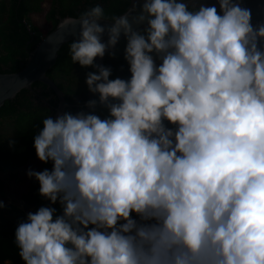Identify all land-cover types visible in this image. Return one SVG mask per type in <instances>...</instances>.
<instances>
[{"label":"clouds","instance_id":"1","mask_svg":"<svg viewBox=\"0 0 264 264\" xmlns=\"http://www.w3.org/2000/svg\"><path fill=\"white\" fill-rule=\"evenodd\" d=\"M217 4L133 0L110 20L96 4L72 22L96 98L33 137L52 167L25 173L49 206L15 228L24 264H264V19ZM121 36L130 76L110 79L96 58Z\"/></svg>","mask_w":264,"mask_h":264},{"label":"trees","instance_id":"2","mask_svg":"<svg viewBox=\"0 0 264 264\" xmlns=\"http://www.w3.org/2000/svg\"><path fill=\"white\" fill-rule=\"evenodd\" d=\"M44 0H0V73H13L20 70L31 51L36 44L50 31L57 23L58 17H80L81 13L96 4L101 5L105 13V19L110 20L113 16L123 13L130 0H48L49 7L45 13V18L49 22V29L43 33L38 26L30 21V14L41 10V4ZM71 42V41H70ZM70 42L63 44L57 54L55 64L47 70L46 74L51 78L57 87L63 92L67 102L75 103L73 97L80 95L82 102L96 98L90 93L85 84V77L89 71H95L91 66L82 67L78 63L73 64L68 47ZM126 41L119 40L118 44L112 50L115 55L109 56L108 52L103 57V65L111 68L110 79L120 77L127 79L130 76L128 65L123 59V49ZM76 72L80 73L83 80L82 87L78 88L73 80ZM32 89L40 88L47 96L52 90L40 82H34ZM30 90H21L17 95L26 94ZM90 93L91 96L88 94ZM16 95V96H17ZM15 96V97H16ZM12 100H6L0 107V125L2 119L11 118L15 122L14 129L16 135L12 140L11 147L2 149L0 155V171L10 172L15 167V161L20 154L24 152L35 153L33 147V137L42 129V119L46 117L49 107L39 106L27 100L20 103L19 107L12 104ZM49 105L54 106L53 100ZM76 106L67 108L66 111L72 112ZM78 107V106H77ZM84 109L88 111L86 105ZM104 109L98 106L96 114L102 118ZM106 113V110H104ZM1 129V128H0ZM2 134L0 133V140ZM9 141V140H7ZM1 149V147H0ZM52 167L51 162L41 163L39 171ZM39 184L31 178L28 184L30 201L27 206L35 210L40 206H49V202L38 194ZM1 192V186H0ZM57 208V214L60 213V205L53 204ZM2 219L0 222V240L1 237H14V231L19 222L26 218L24 212L13 204H7L0 210ZM18 247L14 245L11 239H8L4 245L0 243V264L5 259H10L11 264H24V261L18 255Z\"/></svg>","mask_w":264,"mask_h":264},{"label":"water","instance_id":"3","mask_svg":"<svg viewBox=\"0 0 264 264\" xmlns=\"http://www.w3.org/2000/svg\"><path fill=\"white\" fill-rule=\"evenodd\" d=\"M132 2L133 0L129 1L125 11L131 7ZM184 2L190 5L193 2L205 5L217 4V0H184ZM243 4L252 9L254 23L264 19V0H243ZM217 10L219 11L218 4ZM78 19L79 17L71 16L58 17L56 26L28 52L27 59L20 70L13 73H0V107L6 100H12L21 90H32V83L40 82L49 87L57 98L58 103L53 118L65 111L68 103L63 92L47 76L46 72L55 64L60 47L76 38L79 27L78 24L74 25L72 22ZM65 21H67L66 24ZM100 23L106 24L111 23V21H100ZM103 39L106 40L107 37L104 36ZM121 39H123V36H121ZM96 62L103 65V58H96Z\"/></svg>","mask_w":264,"mask_h":264},{"label":"rangeland","instance_id":"4","mask_svg":"<svg viewBox=\"0 0 264 264\" xmlns=\"http://www.w3.org/2000/svg\"><path fill=\"white\" fill-rule=\"evenodd\" d=\"M48 7V0H44L41 4V10L38 12H32L29 16L30 21L34 25L38 26L43 33H46L50 28L49 22L45 18V13ZM73 82L78 88L82 87L83 80L81 79L79 72H76ZM102 112V116L106 115L104 110ZM14 124L15 122L11 123L8 118L2 121V128L0 129V133L2 134L0 147L3 149H6L7 147L8 138L11 137V140H13L14 135H16L13 126ZM40 162L41 161L38 160L35 153H22L16 159L13 171L0 174V201H3L5 206L7 204H14L21 209L24 207L23 212L26 215V212L30 209L27 205L30 201L28 182L31 178L27 177L25 173L27 169H34L38 171ZM1 209L2 208H0V210ZM1 219L2 214H0V220ZM0 243L4 245L5 242L0 240Z\"/></svg>","mask_w":264,"mask_h":264},{"label":"flooded vegetation","instance_id":"5","mask_svg":"<svg viewBox=\"0 0 264 264\" xmlns=\"http://www.w3.org/2000/svg\"><path fill=\"white\" fill-rule=\"evenodd\" d=\"M89 96H91L90 95V93L88 94ZM27 100H31L32 102H34L35 104H37V105H39V106H44V107H49V109H48V111L49 112H47V114H46V116H48V115H50V116H54V112H55V109H56V107H57V103H58V101H57V98H56V96L55 95H53V93L52 92H49L48 93V95L47 96H45L44 95V92L43 91H41V89L40 88H36L35 90L34 89H32V90H30L29 92H27L26 94H20V95H17L16 97H14L13 98V105H15V106H17V107H19V105H20V103H24V102H26ZM50 100H53V102L55 103V105L54 106H52V105H49L50 103H49V101ZM66 100V99H65ZM82 100V98H81V96L80 95H75L74 97H73V101H75V103H72V104H70L69 102H67V100H66V102L68 103V106L65 108V111H66V109L67 108H71V106H76L75 107V109L74 110H72V112L71 113H75V112H77V111H80V110H84V111H86V109H84V105H86V101L84 100V102H82L81 101ZM78 106V107H77ZM64 111V112H65ZM10 121H11V123H12V119L11 118H8ZM4 119H2V121H3ZM2 125V124H1ZM0 125V128H2V126ZM11 134V133H10ZM8 140L9 141H12L11 140V137L10 138H8ZM1 141V140H0ZM9 141H7V147L9 146ZM2 149L3 148H1L0 150L2 151ZM5 150V149H4ZM24 153H31V152H24ZM0 155H1V152H0ZM21 155V154H20ZM19 155V156H20ZM42 163V162H41ZM52 165V164H51ZM40 168H41V165H40ZM50 170H51V168H50ZM2 173H6V172H1L0 171V174H2Z\"/></svg>","mask_w":264,"mask_h":264},{"label":"crops","instance_id":"6","mask_svg":"<svg viewBox=\"0 0 264 264\" xmlns=\"http://www.w3.org/2000/svg\"><path fill=\"white\" fill-rule=\"evenodd\" d=\"M40 165H41V162H40V164H39V169H40ZM38 171H39V170H38ZM29 181H30V180H29ZM28 184H29V182H28ZM13 205H14V204H13ZM15 206H16V205H15ZM16 207H17V206H16ZM19 209H21V208L19 207ZM23 209H24V207H23L21 210L23 211ZM31 209H32V208H30L29 211H30ZM26 213H27V212H26ZM0 222H1V220H0ZM1 239H2L1 241L5 242V243L8 241V239H11V241H12L13 244H14V237H3V238L1 237ZM5 260H9V261H10V259H5ZM5 260L2 261V264H4V261H5Z\"/></svg>","mask_w":264,"mask_h":264}]
</instances>
